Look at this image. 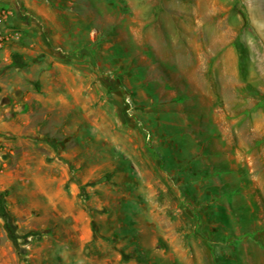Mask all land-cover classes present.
<instances>
[{
  "label": "rangeland",
  "instance_id": "374dc122",
  "mask_svg": "<svg viewBox=\"0 0 264 264\" xmlns=\"http://www.w3.org/2000/svg\"><path fill=\"white\" fill-rule=\"evenodd\" d=\"M0 3V264H264V0Z\"/></svg>",
  "mask_w": 264,
  "mask_h": 264
},
{
  "label": "crops",
  "instance_id": "0c3cea01",
  "mask_svg": "<svg viewBox=\"0 0 264 264\" xmlns=\"http://www.w3.org/2000/svg\"><path fill=\"white\" fill-rule=\"evenodd\" d=\"M2 4L0 3V6ZM7 7H9V5H6ZM11 9V7H10ZM13 12L15 11L14 8H12ZM9 14V12H8ZM9 26L8 27H0L2 28L0 31V34L3 35L6 39L5 41L2 43V45L0 46V57L5 55L6 53L9 55L13 52H17L18 49H20L21 46V35H18V20L16 18V16L13 17H9V23H7ZM5 28V29H4ZM2 32V33H1ZM15 33H17L18 38L15 36Z\"/></svg>",
  "mask_w": 264,
  "mask_h": 264
},
{
  "label": "built area",
  "instance_id": "2783aa9c",
  "mask_svg": "<svg viewBox=\"0 0 264 264\" xmlns=\"http://www.w3.org/2000/svg\"><path fill=\"white\" fill-rule=\"evenodd\" d=\"M15 36L18 38L17 33H15ZM5 37L3 35L0 34V46L2 45V43L5 41Z\"/></svg>",
  "mask_w": 264,
  "mask_h": 264
}]
</instances>
